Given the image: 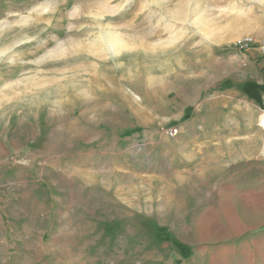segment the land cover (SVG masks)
<instances>
[{
  "label": "rangeland",
  "instance_id": "1",
  "mask_svg": "<svg viewBox=\"0 0 264 264\" xmlns=\"http://www.w3.org/2000/svg\"><path fill=\"white\" fill-rule=\"evenodd\" d=\"M0 264H264V0H0Z\"/></svg>",
  "mask_w": 264,
  "mask_h": 264
},
{
  "label": "built area",
  "instance_id": "2",
  "mask_svg": "<svg viewBox=\"0 0 264 264\" xmlns=\"http://www.w3.org/2000/svg\"><path fill=\"white\" fill-rule=\"evenodd\" d=\"M255 45V40L251 36H246L241 38L237 43H236V49L239 52H247L249 51L252 47Z\"/></svg>",
  "mask_w": 264,
  "mask_h": 264
},
{
  "label": "bare ground",
  "instance_id": "3",
  "mask_svg": "<svg viewBox=\"0 0 264 264\" xmlns=\"http://www.w3.org/2000/svg\"><path fill=\"white\" fill-rule=\"evenodd\" d=\"M262 128H263V125H262Z\"/></svg>",
  "mask_w": 264,
  "mask_h": 264
}]
</instances>
